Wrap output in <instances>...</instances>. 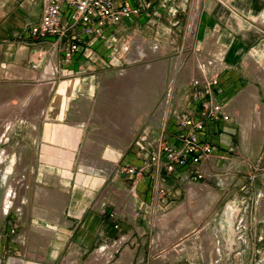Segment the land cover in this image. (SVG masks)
<instances>
[{
  "label": "crops",
  "instance_id": "1",
  "mask_svg": "<svg viewBox=\"0 0 264 264\" xmlns=\"http://www.w3.org/2000/svg\"><path fill=\"white\" fill-rule=\"evenodd\" d=\"M133 2L139 16L66 61L78 29L34 37L43 0H0V264H161L166 252L224 264L228 249L264 264V0ZM216 77L208 98L228 120L201 116L196 82ZM181 117L203 120L215 151L169 174L149 158ZM196 205L212 222L234 206L240 242L197 232Z\"/></svg>",
  "mask_w": 264,
  "mask_h": 264
},
{
  "label": "built area",
  "instance_id": "2",
  "mask_svg": "<svg viewBox=\"0 0 264 264\" xmlns=\"http://www.w3.org/2000/svg\"><path fill=\"white\" fill-rule=\"evenodd\" d=\"M43 16L38 26L30 30V35L38 38L54 36L57 39L65 38L69 32L78 29V33L71 35V42L65 49L66 61L72 55L81 51L86 38L105 39V26L115 24L123 19H131L142 13V8L129 0H43ZM219 84L218 77L210 81L196 82L206 88L198 98L201 104V113L205 118L218 120L223 117V106L208 98L210 88ZM180 131L175 141H162L158 153L152 155L149 161L152 164H165L169 174L178 167L199 165L206 157L214 154V147L205 142L201 133L205 130V123L201 119L182 117L179 119ZM125 174L138 182L144 177V169L127 166ZM202 178L201 174L197 175ZM154 198L166 196V192L158 186L153 187Z\"/></svg>",
  "mask_w": 264,
  "mask_h": 264
},
{
  "label": "rangeland",
  "instance_id": "3",
  "mask_svg": "<svg viewBox=\"0 0 264 264\" xmlns=\"http://www.w3.org/2000/svg\"><path fill=\"white\" fill-rule=\"evenodd\" d=\"M130 3H131V0H129ZM147 3H150V6L147 8L150 10L151 13H153V7L156 5V2L155 0H147ZM168 79V82L167 83H170L169 81V77L167 78ZM170 87L168 89V92H166L164 94V98L169 96L170 94ZM202 92H200L198 94V98L201 96ZM161 113V109L159 110H156L155 114H153L152 118L154 117H158ZM201 116L205 118L204 115H202L201 113ZM182 118V117H181ZM211 119V118H209ZM260 191V190H259ZM259 193V192H258ZM257 195V194H256ZM235 196L232 195V199L233 197ZM165 197V196H164ZM183 207V210L181 212H185L186 210V207L187 205H182ZM203 205H196L195 208H196V216L199 217L200 219H197L196 223L197 225L199 224V228H197V232L199 231H204V230H208V232H212V231H221L223 232L224 234H226L227 236V241H228V245L230 246H234V244H237L238 242H240L239 240V236L241 235L242 231L245 230V226H246V222L241 220V217L239 214L236 213L235 211V208L234 206H231V208L228 206L227 207V217H225V221L223 219H220V220H217L216 222H212V221H208L205 220V214L209 211H205L204 212V208H202ZM164 208V211L163 213L165 212H170L171 209L169 208V210H166L165 207ZM202 208L200 211H202V213H198V209ZM212 209V207H211ZM209 210V209H208ZM199 211V212H200ZM222 211H224V206H221V208L219 206H217L216 208L212 209L211 212L213 213H216L218 214L219 212L222 213ZM186 213V212H185ZM208 218V217H206ZM165 219V217H164ZM224 221V222H222ZM166 222L164 221V224ZM250 223V222H248ZM169 224V223H168ZM211 225V226H210ZM236 254L238 253H235L234 251H230L229 249L226 250V252L222 253L221 256H222V259H223V262L224 264H235V260H236ZM204 255L202 252H189V253H181V252H166L164 254V259L162 261L161 264H186V262L189 260L190 262L194 263V262H197L198 260L200 259H204ZM251 256L252 254L251 253H245L244 256H243V259L244 260H250L251 259ZM240 259V257H239ZM149 264H158V263H149Z\"/></svg>",
  "mask_w": 264,
  "mask_h": 264
},
{
  "label": "bare ground",
  "instance_id": "4",
  "mask_svg": "<svg viewBox=\"0 0 264 264\" xmlns=\"http://www.w3.org/2000/svg\"><path fill=\"white\" fill-rule=\"evenodd\" d=\"M9 196H11V194H9ZM102 253V252H101ZM94 262V261H93Z\"/></svg>",
  "mask_w": 264,
  "mask_h": 264
}]
</instances>
